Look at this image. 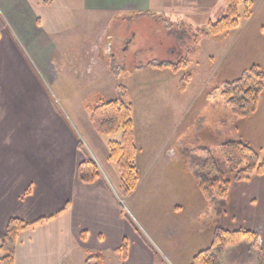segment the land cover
I'll use <instances>...</instances> for the list:
<instances>
[{"label":"crops","instance_id":"1","mask_svg":"<svg viewBox=\"0 0 264 264\" xmlns=\"http://www.w3.org/2000/svg\"><path fill=\"white\" fill-rule=\"evenodd\" d=\"M207 1L186 0L185 6L196 8ZM175 6L166 0H0V235L11 218L33 223L16 235L14 264H84L93 253H100L104 264H160L122 215L111 187L109 151L101 156L108 172L102 169L90 183L80 181L78 166L85 154L78 142L82 141L54 101L50 87L64 81L80 87V70H69L66 59L68 54H78L62 44L64 32L73 31L80 17L165 13ZM84 53L87 64L81 72L89 75L97 70L96 51ZM66 105L71 115L80 118L70 100ZM133 123L140 184L142 148ZM83 130L95 149L102 145L91 123H83ZM167 132V127L149 129L141 137H147L148 156L143 161L148 162L158 149L157 173L167 185L153 211L152 233L155 245L172 263L189 264L196 252L208 247L215 226L204 229L196 221L199 208H193L191 175L184 167V175L170 169L176 143L158 148L159 138ZM101 136L112 138L106 141L108 148L110 141L120 140L119 133ZM116 182L119 186V173ZM235 185L227 210L237 220L231 228L224 223L223 227L257 232L264 255V176L254 175ZM203 201L207 203L197 204L202 210ZM124 240L127 254L122 259L118 249Z\"/></svg>","mask_w":264,"mask_h":264},{"label":"rangeland","instance_id":"2","mask_svg":"<svg viewBox=\"0 0 264 264\" xmlns=\"http://www.w3.org/2000/svg\"><path fill=\"white\" fill-rule=\"evenodd\" d=\"M168 1L176 6L168 8L165 13L80 17L81 23L74 25L73 31L64 32L62 43L68 51L78 54H68L66 59L70 64L69 70H80V87H72L69 82L67 85V81L50 87L54 101L59 102L66 121L82 141V152L85 156H94L100 173L102 169L108 172L101 156L109 151L106 141L112 138L96 134L102 145L95 149L83 130V123H90L85 106L96 95L105 101L115 100L121 89H125L127 101L133 106L132 117L142 148L140 184L138 181L139 188L124 200L119 199L118 173L110 162L111 187L115 188L122 204L123 217L160 259V264H175L164 250L155 245L152 233L153 211L157 207L158 196L164 194L162 188L167 185L159 176L160 172L157 173L155 154L158 149L148 162L143 161L148 156L144 146L147 137L141 138L147 136L146 131H161L167 127L168 132L159 138L157 146L176 143L177 155L168 163L178 175L183 167L191 175L180 152L182 148L190 152L199 147L216 149L221 142L241 140L264 157V96H261L258 109L252 116L241 118L231 112L222 94L224 85L237 79L252 64L264 70V0H250V17L245 19L240 15L238 26L224 31L216 39L205 31L208 24L225 15L224 0H208L196 8L185 6L186 0ZM241 10L240 6V13ZM88 49H95L98 63L96 72L91 71L89 75L81 72L87 64L84 52ZM183 61L188 64L187 69L180 68L177 72L169 68L159 71L150 66L177 65ZM186 72L189 76L183 80ZM182 83H185L184 89H181ZM67 100L78 110L80 118L71 115ZM181 174L186 173L182 171ZM235 187L232 183L228 202ZM192 188L193 208H199L198 224L206 229L219 221L222 226L224 223L231 228V223L237 220L233 213L227 210L217 217L205 201L201 206L203 210L200 209L197 204L204 199L193 177ZM249 248L246 242L242 246L229 247L219 264H253L257 253Z\"/></svg>","mask_w":264,"mask_h":264},{"label":"trees","instance_id":"3","mask_svg":"<svg viewBox=\"0 0 264 264\" xmlns=\"http://www.w3.org/2000/svg\"><path fill=\"white\" fill-rule=\"evenodd\" d=\"M225 15L215 23L208 24L205 33L217 36L226 30L236 28L238 19L242 15L248 19L251 15L250 0H224ZM242 7L241 13L239 7ZM153 67L172 69H186L188 64H151ZM189 72L185 73L186 80ZM185 83L181 84L184 89ZM222 94L227 106L237 117H250L258 109L261 96H264V70L252 64L246 72L237 79L224 85ZM89 113L90 123L96 133L100 135L120 134L119 141L109 142L108 160L113 162L119 173V199L124 200L139 181L136 166L137 147L133 134V106L127 101L125 89H121L120 96L115 100L105 101L96 95L85 106ZM80 148L82 143L78 142ZM218 151V155L216 154ZM179 152V151H178ZM186 161V168L197 183L200 195L207 201L210 209L217 217L227 212L228 196L232 183L249 181L254 175L264 176V157L248 143L241 140H227L221 142L216 149L199 147L190 152L184 148L180 150ZM191 155V156H190ZM100 176V170L95 160L85 156L78 166V177L83 183H90ZM120 204V203H119ZM122 207V205L120 204ZM123 209V207H122ZM33 223H24L17 218H11L5 231L0 235V264H14V246L17 233ZM248 243L249 249L257 253L258 264H264V255L259 244V234L246 229L229 230L216 221L210 244L205 249L196 252L189 264H219L222 254L229 247L242 246ZM120 257L127 254V242L124 240L118 249ZM84 264H104V257L100 253L89 255Z\"/></svg>","mask_w":264,"mask_h":264}]
</instances>
